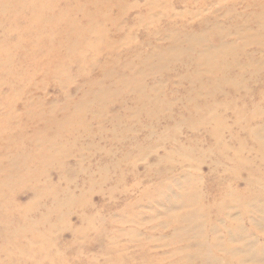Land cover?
I'll list each match as a JSON object with an SVG mask.
<instances>
[{
    "label": "rangeland",
    "instance_id": "rangeland-1",
    "mask_svg": "<svg viewBox=\"0 0 264 264\" xmlns=\"http://www.w3.org/2000/svg\"><path fill=\"white\" fill-rule=\"evenodd\" d=\"M0 264H264V0H0Z\"/></svg>",
    "mask_w": 264,
    "mask_h": 264
}]
</instances>
